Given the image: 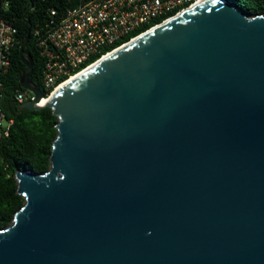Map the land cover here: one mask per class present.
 I'll use <instances>...</instances> for the list:
<instances>
[{"label":"water","instance_id":"95a60500","mask_svg":"<svg viewBox=\"0 0 264 264\" xmlns=\"http://www.w3.org/2000/svg\"><path fill=\"white\" fill-rule=\"evenodd\" d=\"M50 165L17 169L0 264H264V13L201 0L49 96Z\"/></svg>","mask_w":264,"mask_h":264},{"label":"built area","instance_id":"2783aa9c","mask_svg":"<svg viewBox=\"0 0 264 264\" xmlns=\"http://www.w3.org/2000/svg\"><path fill=\"white\" fill-rule=\"evenodd\" d=\"M63 8L51 6L43 26L33 28L42 57L44 97L64 80L94 64L148 30L201 0H67ZM17 28L0 18V98L2 76L11 66ZM22 86V85H21ZM34 97L32 90L17 87L18 105ZM40 98V99H41ZM12 117L0 105V139L9 134Z\"/></svg>","mask_w":264,"mask_h":264},{"label":"trees","instance_id":"16d2710c","mask_svg":"<svg viewBox=\"0 0 264 264\" xmlns=\"http://www.w3.org/2000/svg\"><path fill=\"white\" fill-rule=\"evenodd\" d=\"M248 14L264 13V0H232ZM67 0H0V18L8 20L17 28V41L11 54V66L2 76L4 83L0 105L6 116L12 117L9 134L0 139V228L13 218L23 204L24 196L17 191V169L43 172L50 165V152L57 133V115L51 107L29 109L19 107L14 98L17 87L22 88L21 73L27 69L20 52V42L25 37L29 24L30 37L24 53L32 57V83L43 89L41 83L42 57L33 37V28L43 26L51 6L58 9L67 5Z\"/></svg>","mask_w":264,"mask_h":264},{"label":"bare ground","instance_id":"6f19581e","mask_svg":"<svg viewBox=\"0 0 264 264\" xmlns=\"http://www.w3.org/2000/svg\"><path fill=\"white\" fill-rule=\"evenodd\" d=\"M85 70V69H84ZM84 70L79 71L78 73H76L75 75H72L71 77H69L68 79L64 80L63 82H61L53 91L50 95H53L58 89H60L61 87H63L65 84H67L69 81H71L72 79H74L75 77H77L80 73H82ZM49 97H44L41 98L38 102H36L39 105H43L45 103H47Z\"/></svg>","mask_w":264,"mask_h":264}]
</instances>
